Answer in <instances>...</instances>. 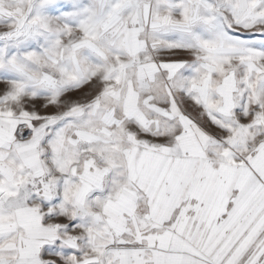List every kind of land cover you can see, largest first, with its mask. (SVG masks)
<instances>
[{
  "label": "snow or ice",
  "instance_id": "6c2138e0",
  "mask_svg": "<svg viewBox=\"0 0 264 264\" xmlns=\"http://www.w3.org/2000/svg\"><path fill=\"white\" fill-rule=\"evenodd\" d=\"M0 264H264V0H0Z\"/></svg>",
  "mask_w": 264,
  "mask_h": 264
}]
</instances>
